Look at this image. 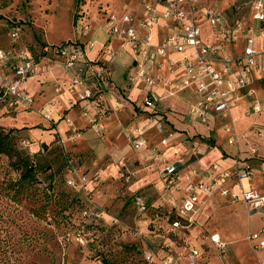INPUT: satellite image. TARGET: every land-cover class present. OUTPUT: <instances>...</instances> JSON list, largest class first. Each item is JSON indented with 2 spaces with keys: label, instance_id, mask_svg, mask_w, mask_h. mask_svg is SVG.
I'll list each match as a JSON object with an SVG mask.
<instances>
[{
  "label": "rangeland",
  "instance_id": "1",
  "mask_svg": "<svg viewBox=\"0 0 264 264\" xmlns=\"http://www.w3.org/2000/svg\"><path fill=\"white\" fill-rule=\"evenodd\" d=\"M154 1L0 0V48L17 52L28 49L38 57V49L45 43L75 41L77 37L85 40L96 23L104 22L108 13L126 12L138 17L139 13L145 12L144 4ZM215 1L230 20L236 18L229 10L232 2H235L233 10L246 16L245 10L241 9L245 7L242 5L245 0ZM80 14L84 16L80 17ZM82 20L89 23L88 30L81 29ZM12 30H16L15 36L10 35ZM45 59L42 58L43 65L50 61ZM56 68L58 64L55 62L53 70ZM169 79L171 84L178 81L170 76ZM47 83L49 90L43 94L39 92L43 98L40 101V96L37 97L41 103L35 108L33 102L31 107L19 108L15 112L0 107V125L5 131L16 128L12 134L22 154L45 166L39 174L41 182L50 181L59 189L71 188L73 191L55 195L34 185L15 187L13 182L19 173L11 168L7 156L0 154V261L4 264H60L61 261L104 264L101 260L104 256L109 264H148L144 251L158 250L164 242L160 232L151 233V221L157 216L166 219L176 210L182 193L180 181L184 175L190 176V170L196 169L190 166L186 173H176L178 178L173 183L163 171L170 162L187 165L195 159V151L191 152L193 155L187 150L171 157L164 155L169 139L184 130L173 126L168 128L163 123L167 120L157 104L160 96L156 95L154 107L142 105L147 90L144 86L142 96L133 104L134 109H128L126 104L111 109L104 105L103 99L99 105L104 112L95 113L91 105L85 124L66 129V124L61 123L60 132L54 133L56 124L53 119L61 113L65 117L56 104L59 103L58 96L68 92L65 105L60 103L65 108L66 98L74 96V92L68 90L69 82L62 84L64 87L55 81ZM107 83L111 87L109 79ZM181 114L184 122H193L186 113ZM113 115L117 122L115 127L108 123L113 120ZM90 116L94 118L93 123L99 122L98 129L89 120ZM43 117L54 118L47 123ZM82 117L79 116L78 121H82ZM254 118L256 116L245 119L249 122ZM36 122L44 126L43 133L38 132ZM137 130L145 140L139 149L132 144ZM193 132L195 130L190 131ZM168 133L172 134L167 143L162 144L160 139ZM49 136L53 137L49 139ZM42 139L49 140L44 142ZM260 141L264 142V135ZM66 162L73 168L75 184L72 187L64 181ZM135 194L145 197L147 207L144 212H139L133 204ZM225 205L208 199L204 201L194 220L200 236L206 241L209 231L219 230L227 237L222 239L225 241L224 253L228 252L230 262L237 259L233 256L236 254L239 257L237 264H259L254 252L248 250L249 240L243 239L249 233L248 229L258 225V218H248L241 205L237 214L231 213L232 210ZM202 246L206 250V246Z\"/></svg>",
  "mask_w": 264,
  "mask_h": 264
},
{
  "label": "built area",
  "instance_id": "2",
  "mask_svg": "<svg viewBox=\"0 0 264 264\" xmlns=\"http://www.w3.org/2000/svg\"><path fill=\"white\" fill-rule=\"evenodd\" d=\"M144 14L135 17L129 13L111 12L105 17V27L109 36H116L122 42L128 43L133 51V71L128 75L129 81L142 79L147 90L144 91L142 105L154 107L155 95L153 89L160 84H171L165 73H172L176 68L182 70L180 82L183 86L194 85L196 98L189 102L187 115L193 120L205 123L216 116H228L223 124L227 141L232 143L237 139L230 110L236 105L239 89L245 90L252 81V72L257 67V58L264 63V48L257 46L258 37L264 35V0H249L248 18L244 22L238 19L230 20L217 6L215 0H156L144 4ZM160 23L162 30L158 39L154 26ZM204 26L208 27L204 28ZM89 23L81 22V29L87 30ZM16 35V30L10 32ZM238 38L241 51L233 55L230 51L232 41ZM92 43L88 44L91 47ZM111 56L113 50L107 49ZM40 52L50 53L62 60L66 74L69 76L68 90L74 96L66 98L67 107L77 101L92 102L95 113L104 109L99 101L111 91L108 85L107 67L84 56L81 43L64 41L58 44H44ZM173 54H180L174 57ZM8 65V71L3 73V64ZM38 71V60L28 49L19 52L11 48H0V106L6 110L16 107L29 108L33 97L26 91L22 83L30 75ZM250 90L246 91L250 94ZM264 109V101L251 102L243 110L248 116ZM88 107L82 114L88 116ZM91 123L94 118L90 116ZM99 122L93 123L98 129ZM161 126L158 124V129ZM168 136L160 142L166 144ZM254 134L260 135L259 130ZM145 140L136 131L132 139L135 149L144 146ZM250 150L255 152V147ZM72 167L67 166L65 184L74 186ZM176 163L170 162L163 168L164 173L173 183L178 176ZM204 179L189 183L187 192L183 194L175 212V217L165 226V231L178 234L193 225L195 217L207 198L217 194L231 202L241 200L249 208L260 211V227L247 234V239L253 249L264 248V193L255 188L245 187L244 180H250L256 168L243 164L233 168L211 164L202 170ZM198 170H190L196 174ZM187 180L189 175L184 176ZM231 182L238 189H231L226 183ZM133 204L139 212L147 207L146 199L141 194L133 196ZM160 249H147L144 258L156 264H208L201 244H191L183 240L175 244L167 236ZM212 248L225 252V242L218 232L208 234ZM80 241L83 237L80 236ZM0 264H4L0 261ZM60 264H66L61 261ZM82 264V263H77Z\"/></svg>",
  "mask_w": 264,
  "mask_h": 264
},
{
  "label": "crops",
  "instance_id": "3",
  "mask_svg": "<svg viewBox=\"0 0 264 264\" xmlns=\"http://www.w3.org/2000/svg\"><path fill=\"white\" fill-rule=\"evenodd\" d=\"M248 2L249 0H245L242 4L245 5V7H241V9L245 10L246 14H244L246 16L241 15L239 12L233 10V5L235 2L229 4V10L231 11L232 16L236 17L235 19L244 22L249 20ZM141 15L139 13L138 17ZM82 16L84 15L80 14V17ZM103 21V23L98 22L95 24L93 29H91L90 37L86 38L85 40H81L77 37L75 41L81 43L83 46L85 57L93 60L96 63L99 62L105 64L109 70L108 78L110 82L109 84L111 85V91L105 94L104 105L114 109L117 107L122 108V106L126 104L128 109L129 107L130 109H132V107L134 109L133 104L137 103L139 98L142 96L143 91L145 90L144 82L142 79L129 81L128 75L134 69L132 66L133 51L128 43L122 42L116 36H109L105 27V18ZM204 28H206V30L208 29L206 26H204ZM161 30L162 27L160 26V23L154 26V33L156 34L157 39ZM89 43H92L91 47H88ZM241 46V41L238 38H235L230 45L231 53L233 55L238 54L241 51ZM257 46L259 48H264V35L258 37ZM107 49L113 50L115 54L113 56L109 55L106 51ZM179 55L180 54H173L174 57H178ZM35 56L38 60V71L35 74L28 76L22 83L23 88L33 97L32 106H34V108L35 105L37 106L39 103H41L40 101H42L43 98V95H39V92L41 91L42 93L46 90H49L47 82L55 81V83L60 84L61 87H64L62 84L69 82V76L66 74L62 60L59 57L50 53L40 52V48L38 49V57L37 55ZM41 57H44L46 58L45 60L50 61L46 65H43ZM55 62L58 64V68L53 70ZM1 71L3 73L8 71V65L6 63L3 64ZM165 75L168 77L170 76L172 79H178V81L173 84H160L158 87L153 89V93L155 97L156 95L160 96L157 104L159 109L163 111L164 115L166 116L165 119L167 120V122L163 121V123L168 128L171 126L175 128L180 127L182 130H184V132H181L180 134H174L173 137L169 139V145L164 148V155L171 157L176 155L177 152L184 150L189 151L190 155H193L191 152L195 151V159L191 160V162L187 163V165H184L182 162L173 163H176L177 173H186L189 171L188 167L190 166H194L196 167V170H198V173L190 174L188 180L184 177L185 180L183 179V181H180L182 193L179 202L181 201L183 194L187 192L189 183H195L202 178L204 179L203 173L200 172H202L201 170L204 167H207L211 164H219L221 167L230 168L243 164L255 167L256 172L254 176L250 180H244L243 185L245 187L255 188L259 192L264 193V142L260 141V138L264 135V109L248 116L243 114V110L251 102L256 100L259 102L264 101V63L261 62L259 58H257V67L253 69L252 81L247 85L245 90L239 89V97L237 99L236 105L230 110V117L232 119L234 130L237 134L236 141L232 143L227 141V134L223 130V124L228 120V116H216L205 123L193 120L187 115L186 112L189 102L196 98L194 85L190 84L188 86H183L181 84L180 78L182 75V70L180 68H176V70L172 73H165ZM252 86H254V88ZM248 90L251 91L250 94L246 93ZM66 95H68V92L60 94L58 96L59 103H56L59 105L58 107L61 108L62 112L65 113V117H62L61 113V115H57L55 120L53 119L54 117L50 118L53 119L56 124V129H53L54 133L59 131L61 123L66 124V129H74L85 124L86 118L84 116L82 117L80 112L84 107H89L92 105L90 101L84 100L78 101L75 105L70 107L63 108L61 104L65 105L64 98ZM37 97L40 99V101L37 100ZM19 108L22 107H16L10 112H15V110ZM45 108L48 109V106L46 105ZM181 113H183V115L186 113L188 118L192 119L193 122H184L182 120L184 116H182ZM79 116L82 117V121H78L77 118ZM250 116H256V118L250 120L249 122L246 121L245 118ZM112 118L113 120L111 119V121L108 123L115 127L117 124L116 117L113 115ZM43 119H45L47 123L50 122V119H46L44 117ZM34 125L37 126L39 133H43L45 131L44 126L39 122H36ZM191 130H195V133H190ZM256 130H259L261 134H254V131ZM53 136H49V139H51ZM155 136L156 135L154 134V137ZM154 137L152 138L153 140H155ZM49 139H42V141L46 142ZM251 146L255 147V152L250 150ZM226 184L233 190L238 189V187L232 185L231 182H227ZM207 199L210 202L215 201L226 204V208H230L232 210L231 213L233 212L234 214H237L238 206H243L246 210L248 218L252 216H256L258 218V225L254 229H248V232L255 231L260 227V211H255L249 208L243 201L238 200L231 202L223 197L218 196L217 194ZM232 220L233 219H231V221ZM211 232H218L221 239L222 237L227 238L226 235L221 233L219 230H211L208 234ZM200 234L201 232L200 230L198 231L196 229L195 223H193L189 229L180 232V235L183 237L184 241L191 244L196 243L206 246V250H204V252L208 264H237L236 260H238L239 257H237L236 254L233 256L235 259H237L230 262L228 258V252H216L212 248V245L208 239V234L205 236L206 241H203ZM244 237V240H248L246 235ZM231 244H233V241ZM248 250H252L254 252V256L257 258L256 263L259 261V264H264V248L252 249L249 243ZM253 259L254 257H252V260Z\"/></svg>",
  "mask_w": 264,
  "mask_h": 264
},
{
  "label": "trees",
  "instance_id": "4",
  "mask_svg": "<svg viewBox=\"0 0 264 264\" xmlns=\"http://www.w3.org/2000/svg\"><path fill=\"white\" fill-rule=\"evenodd\" d=\"M1 17L2 16L0 15V18ZM74 42L76 43V41H73V43ZM30 53L33 54L32 51H30ZM99 64H103V63H99ZM107 72H108L107 75L109 77L108 68H107ZM11 110L13 109H10L9 111ZM13 129H16V128H8L5 131L0 125V154L6 155L8 159V163L11 166V168L17 170L19 173V177L16 181L13 182V185H15V187H20L22 185L23 186L34 185L35 188L41 187L43 188L44 192H47L48 194L54 193L55 195L63 194V193L68 194L70 191L72 192L73 190L71 188L59 189L53 182H50V181L41 182V178L39 177V174L43 170H45V166H43L37 161H33L28 156L22 154L21 150L16 144L14 135L12 134ZM67 166H69L68 162H66L65 164V169L67 168ZM43 183H44V186H42ZM72 195H76V194H72ZM174 217H175V212L168 215L166 219H164L162 216H157L153 221H151L152 229L150 231L151 233L160 232L162 236H165V237L167 236L175 244L179 245V244H182L183 237L179 236L176 233L171 234L165 231V226H167V223L170 222L172 219H174ZM101 260L103 261L104 264H109V262L104 256L101 257ZM80 263L85 264V262H80ZM147 263L156 264V262L154 261H151V262L148 261Z\"/></svg>",
  "mask_w": 264,
  "mask_h": 264
}]
</instances>
